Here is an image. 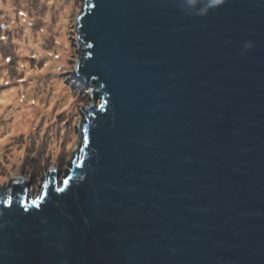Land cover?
<instances>
[{"label": "water", "instance_id": "water-1", "mask_svg": "<svg viewBox=\"0 0 264 264\" xmlns=\"http://www.w3.org/2000/svg\"><path fill=\"white\" fill-rule=\"evenodd\" d=\"M207 4L84 0L100 101L60 184L0 191V264H264V0Z\"/></svg>", "mask_w": 264, "mask_h": 264}, {"label": "rangeland", "instance_id": "rangeland-1", "mask_svg": "<svg viewBox=\"0 0 264 264\" xmlns=\"http://www.w3.org/2000/svg\"><path fill=\"white\" fill-rule=\"evenodd\" d=\"M7 1L0 0V191L13 175L25 176L31 179V200L50 167L59 169V184L69 172L85 116L100 100H94L92 87L82 84L76 75L81 52L78 23L84 0H70L73 5L65 29L64 56L54 48L55 32L43 33V21L50 9L46 22L55 24L60 12L57 5L69 0H9L6 7ZM53 52L51 57L64 63L53 67L47 57ZM55 83L66 88L70 103L54 97ZM23 110H30L20 118L30 123L29 127L12 128Z\"/></svg>", "mask_w": 264, "mask_h": 264}, {"label": "bare ground", "instance_id": "bare-ground-1", "mask_svg": "<svg viewBox=\"0 0 264 264\" xmlns=\"http://www.w3.org/2000/svg\"><path fill=\"white\" fill-rule=\"evenodd\" d=\"M60 2H62V1L57 0V3H60ZM22 3L24 4V1H22ZM8 5H10L9 0L6 2L5 6L7 7ZM53 5L54 4H50V6H53ZM72 5H73L72 1H70V0H69V3H67V4L62 3L60 5H57V10H59L60 12L58 14V17L56 18V23L53 25H50L46 22V20H50V17L52 14L50 9L45 14V15H47V17L44 16V19H46V20L43 21V25H44L43 33H46L47 31H48V33H49V31L55 32L56 45L54 48L58 51L59 54H61V56H64L63 46L66 44L65 29L67 27V22H68V18H69V14H70V8L72 7ZM22 8L24 9L25 7L22 6ZM57 10H55V12H57ZM48 29H50V30H48ZM46 35H47V33H46ZM52 55H54V52L52 54L47 55V57H48L49 63H51V65L53 67L59 66V64H62V62L64 63V61H62L60 59L56 60L55 58H52L51 57ZM58 58H60V57H58ZM49 65H47V67ZM56 77L52 76V78H56ZM53 90L55 91L54 97L59 98L60 102H63L64 104L70 103L71 97L67 93L65 87H62L59 84L56 85V83H55ZM4 100H6V97L4 98ZM23 112L25 115H21V113H23ZM23 112H21L19 114V118L17 120H15L14 123L11 125L12 128H17V129L22 130V129H25L26 127L27 128L29 127L30 123H28V122L25 123V121L20 120V118H21V116H24V118H25L28 114H30V110H25V111L23 110ZM2 129H4V128H2ZM0 130H1V128H0ZM12 131L15 132L17 130L15 129V131L14 130H12ZM17 159H18V156H15V160H17Z\"/></svg>", "mask_w": 264, "mask_h": 264}, {"label": "clouds", "instance_id": "clouds-1", "mask_svg": "<svg viewBox=\"0 0 264 264\" xmlns=\"http://www.w3.org/2000/svg\"><path fill=\"white\" fill-rule=\"evenodd\" d=\"M188 3H194V0H187ZM223 0H208V4H207V9L216 6L217 4L222 3ZM205 13V11H201L200 13H198L199 15H203ZM246 48H251L252 45L251 44H246L245 45Z\"/></svg>", "mask_w": 264, "mask_h": 264}, {"label": "snow or ice", "instance_id": "snow-or-ice-1", "mask_svg": "<svg viewBox=\"0 0 264 264\" xmlns=\"http://www.w3.org/2000/svg\"><path fill=\"white\" fill-rule=\"evenodd\" d=\"M62 191V190H61Z\"/></svg>", "mask_w": 264, "mask_h": 264}]
</instances>
